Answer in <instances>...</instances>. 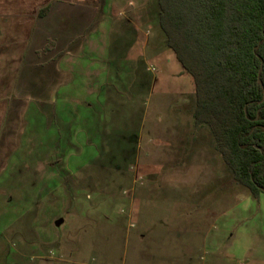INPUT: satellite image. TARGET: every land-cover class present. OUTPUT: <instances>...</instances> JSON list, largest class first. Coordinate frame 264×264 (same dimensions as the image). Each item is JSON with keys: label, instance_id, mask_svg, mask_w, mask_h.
<instances>
[{"label": "rangeland", "instance_id": "374dc122", "mask_svg": "<svg viewBox=\"0 0 264 264\" xmlns=\"http://www.w3.org/2000/svg\"><path fill=\"white\" fill-rule=\"evenodd\" d=\"M127 17L144 42L140 93L111 92L105 72L92 78L97 93L87 97L102 107L79 109L70 135L55 140L61 165L76 170L70 188L50 181L51 121L27 127L0 174V264H252L263 254L264 194L253 198L209 131L195 126L194 82L166 46L155 0ZM107 80L109 92L99 93ZM120 134L127 139H111ZM59 215L69 224L60 238ZM46 234L60 245L42 252L37 240Z\"/></svg>", "mask_w": 264, "mask_h": 264}, {"label": "crops", "instance_id": "0c3cea01", "mask_svg": "<svg viewBox=\"0 0 264 264\" xmlns=\"http://www.w3.org/2000/svg\"><path fill=\"white\" fill-rule=\"evenodd\" d=\"M147 3L148 0H0V174H5L11 165L15 144L22 140L27 127L30 132V126L44 124L45 119L51 121L46 132L55 137L51 154L48 151L47 155L55 158L50 166V181L56 182L58 188L73 186L76 170L68 165L65 170L61 165L60 149L64 148L55 140L60 134L70 135L71 119L79 115V109L94 113L102 107V102L87 97V93H97L91 85L101 73L105 72L106 79L110 77L114 87L111 92L140 93L139 80L148 71L141 69L143 58L138 53L144 42L140 29L127 16L145 9ZM108 83L109 80L100 82L99 93L109 92ZM83 93L86 100L75 101L76 95ZM102 118L99 112L94 116L95 133ZM131 132L129 139L133 140L135 133L138 139V129ZM111 139L123 141L127 137L120 134ZM61 174H66V180L61 179ZM40 180L49 182L42 176ZM64 219L59 215L53 224L59 238L65 235L63 228H69ZM50 237L52 241L47 239ZM44 238L37 240L39 251L60 245L54 235H47L46 242ZM251 263L264 264V252Z\"/></svg>", "mask_w": 264, "mask_h": 264}, {"label": "trees", "instance_id": "16d2710c", "mask_svg": "<svg viewBox=\"0 0 264 264\" xmlns=\"http://www.w3.org/2000/svg\"><path fill=\"white\" fill-rule=\"evenodd\" d=\"M155 4L166 46L194 82L195 126L209 131L235 180L259 198L264 194V0Z\"/></svg>", "mask_w": 264, "mask_h": 264}, {"label": "water", "instance_id": "95a60500", "mask_svg": "<svg viewBox=\"0 0 264 264\" xmlns=\"http://www.w3.org/2000/svg\"><path fill=\"white\" fill-rule=\"evenodd\" d=\"M259 82L262 84L261 80H259Z\"/></svg>", "mask_w": 264, "mask_h": 264}]
</instances>
